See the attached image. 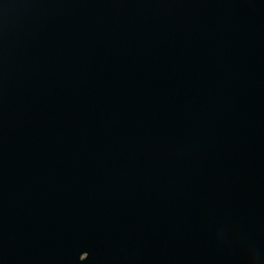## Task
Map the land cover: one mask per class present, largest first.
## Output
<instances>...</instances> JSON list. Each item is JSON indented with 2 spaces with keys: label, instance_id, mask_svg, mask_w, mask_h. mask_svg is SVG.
Returning <instances> with one entry per match:
<instances>
[{
  "label": "water",
  "instance_id": "95a60500",
  "mask_svg": "<svg viewBox=\"0 0 264 264\" xmlns=\"http://www.w3.org/2000/svg\"><path fill=\"white\" fill-rule=\"evenodd\" d=\"M0 264H264V0H0Z\"/></svg>",
  "mask_w": 264,
  "mask_h": 264
}]
</instances>
